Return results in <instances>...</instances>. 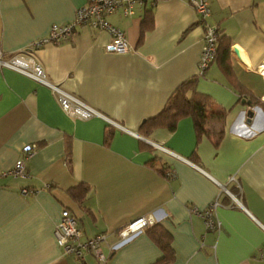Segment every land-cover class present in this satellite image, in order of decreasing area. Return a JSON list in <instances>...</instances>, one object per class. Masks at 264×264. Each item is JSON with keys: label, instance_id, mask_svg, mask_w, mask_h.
<instances>
[{"label": "crops", "instance_id": "crops-1", "mask_svg": "<svg viewBox=\"0 0 264 264\" xmlns=\"http://www.w3.org/2000/svg\"><path fill=\"white\" fill-rule=\"evenodd\" d=\"M84 3L0 0L2 55L31 53L49 82L118 124L105 141L111 125L105 119L71 118L50 87L0 68V264H80L62 254L54 237L64 208L77 218L82 239L106 234L105 254L122 226L151 216L170 236L173 259L166 264H264V0H208L207 23L224 36L229 57L217 58L202 75L204 26L191 0H135L130 15L108 14L125 35L124 53L106 52L110 35L83 25L66 41L30 48L51 24L72 20ZM195 75L196 92L210 96L224 118L209 119L199 140L190 116L174 130L142 135L144 120ZM27 144L35 145L29 156ZM19 158L26 175L7 173ZM79 185L87 187L81 203L69 192ZM223 187L242 207L231 205ZM23 188L30 192L22 194ZM215 198L220 227L211 231L190 209ZM161 257L142 231L105 264H155ZM86 259L96 264L90 254Z\"/></svg>", "mask_w": 264, "mask_h": 264}, {"label": "built area", "instance_id": "built-area-1", "mask_svg": "<svg viewBox=\"0 0 264 264\" xmlns=\"http://www.w3.org/2000/svg\"><path fill=\"white\" fill-rule=\"evenodd\" d=\"M134 2L135 0H85V3L76 9L72 20L64 24H51L48 34L32 43V47L30 48L32 49L33 47H39L48 43L56 45L66 41L76 35V28L78 26L83 25L105 30L110 35L109 42L104 45L106 52H127L129 45L123 31L112 25L106 16L116 10H120L125 15H130ZM191 4L197 14L198 22L204 26L203 46L198 59V75H202L216 56L219 31L217 27L207 23V18L210 15L208 0H191ZM2 67L18 71L50 87L57 96L60 108L69 117L74 119L101 117L109 124L118 126L115 121L104 116L81 98L64 90L59 85L49 82L45 77L43 69L31 53L26 51L16 52L8 57H4L0 51V68ZM262 101L264 102V96ZM133 134L137 136L136 133ZM153 145L170 152V150L162 147L160 144L153 143ZM34 147V144L25 145L23 147L25 156H29L33 152ZM7 173L13 176H25L24 158L17 159ZM229 180L239 186L235 177L230 176ZM223 189L230 198L231 205L242 207L236 194L224 187ZM29 192L30 190L27 188L21 189L22 194ZM220 205L221 203L215 198L205 208L192 207L190 211L193 215L203 220L207 230L214 231L220 227L215 213L216 208ZM153 222L154 219L151 216L139 217L122 226L117 231L118 240L109 247L110 253L131 240L134 236L142 232L145 226ZM54 237L57 245L62 250V254L75 257L80 264H88L86 259L88 254L95 259L96 264H105L109 257L110 253L105 254L102 250V243L106 238V234L98 233L92 237L82 239V231L78 225L77 218L66 208L62 210L60 219L55 224ZM260 256H264V249L260 251Z\"/></svg>", "mask_w": 264, "mask_h": 264}, {"label": "trees", "instance_id": "trees-1", "mask_svg": "<svg viewBox=\"0 0 264 264\" xmlns=\"http://www.w3.org/2000/svg\"><path fill=\"white\" fill-rule=\"evenodd\" d=\"M148 19V20H147ZM146 21L151 23V16L146 17ZM219 31V37L217 40V52L213 61L221 57L223 62L228 61L229 44L221 45L224 36ZM224 67L228 68V64H224ZM197 76H193L190 79L181 82L170 98L164 105V107L154 116H151L144 120L139 128V132L142 135L147 136L150 131L156 128H166L168 130H174L178 121L186 116H190L194 122L197 140L205 133V126L209 119L221 120L224 118L225 111L215 105L213 99L205 94L197 93L195 90V83ZM107 131L104 135L105 141L109 139L113 130L112 125H108ZM70 152H67V162L70 163ZM160 173H162L160 171ZM165 175L164 173H162ZM87 187L79 185L74 188H70L69 192L76 202L81 203L85 197ZM72 213V212H71ZM152 241L160 248L162 257L155 264H166L173 259V251L170 246V236L163 230V228L157 222H153L143 228Z\"/></svg>", "mask_w": 264, "mask_h": 264}, {"label": "water", "instance_id": "water-1", "mask_svg": "<svg viewBox=\"0 0 264 264\" xmlns=\"http://www.w3.org/2000/svg\"><path fill=\"white\" fill-rule=\"evenodd\" d=\"M233 50L236 52V54H238L241 57L244 55L242 50L237 46H234ZM252 116H253V111L251 109H248L246 112L247 121H249Z\"/></svg>", "mask_w": 264, "mask_h": 264}]
</instances>
